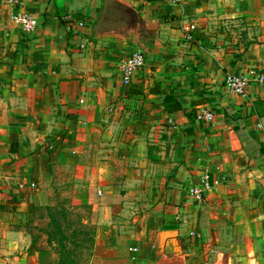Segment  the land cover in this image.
<instances>
[{"label": "crops", "instance_id": "1", "mask_svg": "<svg viewBox=\"0 0 264 264\" xmlns=\"http://www.w3.org/2000/svg\"><path fill=\"white\" fill-rule=\"evenodd\" d=\"M19 9L33 30L0 4V264H57L30 236V184L54 167L93 204L92 258L201 264L210 252L211 264H258L264 81L236 95L224 77L264 71V0H22ZM134 51L144 63L125 82L119 61ZM171 92L182 109L165 112ZM203 110L214 116L198 118ZM205 174L211 188L197 200L190 187Z\"/></svg>", "mask_w": 264, "mask_h": 264}, {"label": "rangeland", "instance_id": "2", "mask_svg": "<svg viewBox=\"0 0 264 264\" xmlns=\"http://www.w3.org/2000/svg\"><path fill=\"white\" fill-rule=\"evenodd\" d=\"M5 56L1 60L6 61L7 67L11 65L13 68L14 61H16L15 56ZM38 182L37 184V181H35V186L32 187L38 195L36 194L34 207L37 208L35 209V220L30 225V236H32L31 239L36 242L37 246L41 247L43 255H46L44 258L46 263H51L53 259H56L57 264H59L61 256L57 243L58 239L53 235L54 237L50 241L48 240L50 238L49 233L54 234L57 230V224H60L63 234L68 236L65 246H67V249L72 250L68 259L69 264H105L103 260L92 258L95 239L91 244V238L93 232L95 236L96 225L92 222L93 204L81 201L84 194L81 181L75 176L70 177L66 170L54 167L53 170L50 168V172L43 173ZM90 192H93L92 188L89 189ZM46 205L52 206V210L56 209L52 213L56 219L54 223L52 217L49 216V212L52 210L47 209ZM60 208L67 209L65 215L61 214ZM258 249V253L255 254V256L257 255L258 264H264V240L259 242ZM209 253L204 254V261L201 264H211L213 262V254ZM238 263L246 264V260H239Z\"/></svg>", "mask_w": 264, "mask_h": 264}, {"label": "built area", "instance_id": "3", "mask_svg": "<svg viewBox=\"0 0 264 264\" xmlns=\"http://www.w3.org/2000/svg\"><path fill=\"white\" fill-rule=\"evenodd\" d=\"M173 2H180L181 0H171ZM4 3L10 9L11 18L23 29L33 30L37 26L35 18L29 14L21 11L20 5L22 0H0V4ZM79 25H83V22L79 21ZM192 25L188 26V28ZM144 63V54L141 51H134L130 54L122 57L119 61V69L123 81L131 79L135 71ZM261 83L264 81V71L249 69L244 72L228 73L224 77V84L227 90L236 95H245L251 85V82ZM214 116L211 111L203 110L199 111L197 117L210 119ZM35 184L31 183L30 187H34ZM211 188L208 180V175H204L200 180V185L190 187V194L197 200H202V197ZM132 251H137L136 247L131 248Z\"/></svg>", "mask_w": 264, "mask_h": 264}, {"label": "trees", "instance_id": "4", "mask_svg": "<svg viewBox=\"0 0 264 264\" xmlns=\"http://www.w3.org/2000/svg\"><path fill=\"white\" fill-rule=\"evenodd\" d=\"M162 104H163V110L165 112H172L174 110L182 109L180 101H178L175 98V96L173 95L172 92L165 95V97L163 98ZM36 208L37 207L33 208V214L34 215H35V209ZM46 208L51 209V210L53 209V207L50 205H46ZM60 209H61V214L65 215V213L67 212V209H65V208H60ZM55 211H56V209L49 212V216L52 217L53 223L56 219L54 218V215H52V213ZM56 228H57V230L55 231L54 234L52 232L49 233L50 238L48 241H50V239H52L54 237L53 235H55V237H57V239H58L57 243H58L59 250H60L59 254L61 256L59 259V264H64V262H65V264L66 263L69 264L68 259L70 257V254L72 253V250L67 249V246H65V241L68 239V236L63 234V230L61 229L60 224H57ZM56 234H57V236H56ZM93 240H94V232H93V235L91 238V244L93 243Z\"/></svg>", "mask_w": 264, "mask_h": 264}]
</instances>
